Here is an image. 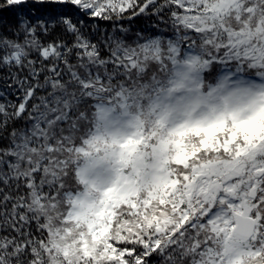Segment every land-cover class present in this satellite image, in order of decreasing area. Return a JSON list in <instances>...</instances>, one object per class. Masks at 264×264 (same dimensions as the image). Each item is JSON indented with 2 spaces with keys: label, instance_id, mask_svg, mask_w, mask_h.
<instances>
[{
  "label": "snow or ice",
  "instance_id": "snow-or-ice-1",
  "mask_svg": "<svg viewBox=\"0 0 264 264\" xmlns=\"http://www.w3.org/2000/svg\"><path fill=\"white\" fill-rule=\"evenodd\" d=\"M0 264H264V0H0Z\"/></svg>",
  "mask_w": 264,
  "mask_h": 264
},
{
  "label": "trees",
  "instance_id": "trees-1",
  "mask_svg": "<svg viewBox=\"0 0 264 264\" xmlns=\"http://www.w3.org/2000/svg\"><path fill=\"white\" fill-rule=\"evenodd\" d=\"M143 23H144L143 21H138L134 26L139 27V26H141Z\"/></svg>",
  "mask_w": 264,
  "mask_h": 264
}]
</instances>
